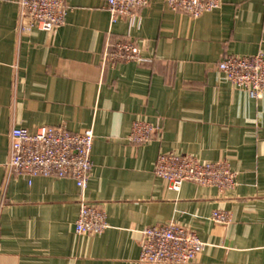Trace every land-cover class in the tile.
Wrapping results in <instances>:
<instances>
[{"label":"crops","instance_id":"0c3cea01","mask_svg":"<svg viewBox=\"0 0 264 264\" xmlns=\"http://www.w3.org/2000/svg\"><path fill=\"white\" fill-rule=\"evenodd\" d=\"M64 24L29 31L18 0H0V264H140L141 232L175 224L206 244L191 264H264V94L251 99L219 71L227 56L264 53V0H222L193 19L151 0L111 23L104 0H65ZM146 43V65L103 66L108 42ZM135 122L157 129L133 145ZM92 130L84 197L109 228L76 234L81 191L70 179L25 178L7 163L14 128ZM162 154L224 162L235 190L155 174ZM216 211L229 223H214Z\"/></svg>","mask_w":264,"mask_h":264},{"label":"built area","instance_id":"2783aa9c","mask_svg":"<svg viewBox=\"0 0 264 264\" xmlns=\"http://www.w3.org/2000/svg\"><path fill=\"white\" fill-rule=\"evenodd\" d=\"M112 24L122 20L133 23L140 11L151 0H104ZM174 13L198 19L217 11L222 0H165ZM20 18L26 21L29 31L50 33L64 24L65 0H18ZM145 42L120 40L108 42L103 54V66L120 63L146 65L151 62L144 56ZM219 71L229 84L245 91L251 99L264 94V53L253 56H227L218 64ZM157 129L148 123L135 122L128 138L133 145H143L154 139ZM95 135L92 130L81 133L63 127H43L35 132L14 128L10 135V152L7 167L10 173L25 178H54L73 180L81 191V207L75 231L80 236H100L108 228L105 213L84 194L92 174V150ZM155 174L167 189L180 191L185 183L215 187L221 193L235 190L237 174L224 162H202L192 156L162 154L158 157ZM214 223L226 225L229 215L213 213ZM206 244L195 231L167 224L141 232L140 264H191L203 253Z\"/></svg>","mask_w":264,"mask_h":264}]
</instances>
